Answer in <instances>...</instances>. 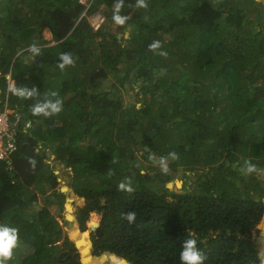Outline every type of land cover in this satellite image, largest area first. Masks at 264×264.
<instances>
[{
    "label": "trees",
    "instance_id": "obj_1",
    "mask_svg": "<svg viewBox=\"0 0 264 264\" xmlns=\"http://www.w3.org/2000/svg\"><path fill=\"white\" fill-rule=\"evenodd\" d=\"M116 3L0 0L1 102L7 94L8 113L31 121L0 161V225L17 228L27 248L20 258L14 248L6 264H181L193 236L204 264H264V242L256 244L264 193L239 185L244 160L264 169V3L146 0L140 8L123 0V25L113 19ZM96 12L107 24L93 32L87 17ZM46 28L56 44L43 40ZM128 28L123 47L117 34ZM157 40L162 47L150 51ZM60 53L75 65L62 71ZM10 72L14 87L35 86L39 95H14ZM132 85L138 109L114 91ZM53 91L63 110L34 116L31 106L56 99ZM48 148L71 169V206L46 163ZM171 152L178 159L168 158L164 172L160 158ZM178 172L195 179L193 191L166 188Z\"/></svg>",
    "mask_w": 264,
    "mask_h": 264
},
{
    "label": "clouds",
    "instance_id": "obj_2",
    "mask_svg": "<svg viewBox=\"0 0 264 264\" xmlns=\"http://www.w3.org/2000/svg\"><path fill=\"white\" fill-rule=\"evenodd\" d=\"M81 1L82 0H79V2L82 4ZM136 6L140 8H147L148 4L146 3V0H137ZM122 7H123V0H117V3L115 5L116 14H114L113 19L116 23L120 25L125 24V21L128 19V17H124L118 14ZM97 22H99V18L98 20H95V22H93L92 25L90 24L93 31H98L100 29L101 22L99 24L100 26L97 29L94 28ZM161 47H162L161 42L157 40V41H153L149 45V50L156 52ZM30 51L34 55H40L41 53V49L37 47L35 44H33L30 47ZM159 54L166 56V52H160ZM75 62L76 61L73 58L71 53H60L59 54L58 67L62 71L67 67L74 66ZM6 80L8 84L10 81H12L11 72L6 75ZM8 88H10L9 91H11L14 95H16L17 97L21 99H31L39 95L38 90L35 86L29 89L27 86L9 87L8 85ZM48 95H50L51 97H57V98L56 99L45 98L42 101L37 100V102L31 106V112L34 116L42 115L45 117H49L52 115H58L63 110L64 102H63V99L58 98L59 94L53 91L49 93ZM1 98L2 97L0 96V109H3L7 103L8 96L7 94L5 95V100L3 104L1 102ZM6 113L8 114L10 119H12V117L15 115V114L10 115L8 113L7 105H6ZM24 120L29 121L31 124V121L29 119H24ZM19 127H21V125H19ZM24 131H27V130H24ZM17 134H18V127H17ZM16 141H17V137H16ZM168 158H171L172 160H176L178 159V155L175 152H171L168 154V157L160 158L161 169L164 172L168 171V167H167ZM240 172L244 176H250L252 174L260 175V174H264V169L258 168L255 163H253L251 160L246 159L244 160L243 165L240 167ZM119 188L126 190L129 193L133 191V188L130 185H126L123 182L120 183ZM123 218L127 220L129 224H132L135 222L136 214L135 212H128V213L123 214ZM189 235L192 236L191 233H189ZM197 243L198 241L194 236L192 238H187L184 240L182 247H181L180 254H179V259L181 261V264H204V261L207 259V257L205 253L200 248L197 247ZM201 243H203V241H201ZM17 246H18V229L0 225V264H6L7 261L12 259L13 249L16 248Z\"/></svg>",
    "mask_w": 264,
    "mask_h": 264
},
{
    "label": "rangeland",
    "instance_id": "obj_3",
    "mask_svg": "<svg viewBox=\"0 0 264 264\" xmlns=\"http://www.w3.org/2000/svg\"><path fill=\"white\" fill-rule=\"evenodd\" d=\"M81 2L84 4L86 2V0H82ZM262 2L264 3V0H262ZM100 14H101L100 12L93 13L87 17V20L92 25L93 22H95V20H98V18H99V20L101 22L100 28L105 27V24H107V23H106L103 15L101 14L102 15L101 16ZM93 32H97V31H93ZM124 33H127V37L124 36ZM41 35H42L43 40L50 42L49 45L56 44L54 41L52 42V34H51L49 29H47V28L43 29L41 32ZM117 38L119 39V42L122 43L123 47H126L128 45V40L130 39L129 30H124L122 32H119L117 34ZM19 54L20 53H18L16 55V57H18ZM22 61H26V59L23 58ZM111 81H112L111 79H106L103 82V84L101 85V90L107 91L112 84ZM8 85H9V87H13L14 82L10 81ZM114 91L121 98L123 103H125V105H127V104L135 105V107L137 109L140 107V104L138 103L139 98L136 96V93L138 91V89L136 88V85L125 87V91H120V90H114ZM47 154L49 155V158L46 160V163L50 166V168H52L54 174L57 176V181L60 184V186H59L60 190H62V188H66V189L68 188L65 205L71 206L74 202V195L72 192L69 191V187H68L72 184V181H73L71 169L69 167H65L63 164L59 163L58 161H55V157H54V154H52L51 149H49V148L47 149ZM139 154H141V153L139 152ZM151 165H153V164H151ZM257 167L260 168L259 166H257ZM142 172H144V171H142ZM188 173L189 172H187V174H184V172H178L176 174V176L171 181H174L175 179H177V177L181 176L183 179V181H182L183 183H182L181 188H179V189L174 188L172 190V192L181 193L185 185H187L188 192L193 191V189L195 188V185L193 184L195 179L193 177L188 179L186 177V176L190 175ZM241 177H242V179L239 180V183H240L239 185H241V184H252L251 186H253L254 184H256L257 187L261 188V191L264 193V174H260V175L252 174L250 176L241 175ZM250 181H252V182H250ZM236 182H238V181H236ZM38 192H39L38 190L37 191L35 190V193L39 194ZM263 201H264V199H263ZM41 202H39L38 207H36L30 211L32 216L33 215L35 216L37 214L38 210L41 208V206H42ZM54 215H55V217H57V213H54ZM263 223H264V218L262 219L261 223L259 224V226H257L256 229L259 232L258 236L264 242V236L262 235L264 229L261 226V224H263ZM250 240L254 242L253 236H252V238H250ZM262 246L263 245H261V248H262ZM16 248H17V254H18L19 258L27 250V248L20 243L18 244V246ZM261 251L262 252L260 254L261 255L260 257H261L262 262L264 263V248H262Z\"/></svg>",
    "mask_w": 264,
    "mask_h": 264
},
{
    "label": "built area",
    "instance_id": "obj_4",
    "mask_svg": "<svg viewBox=\"0 0 264 264\" xmlns=\"http://www.w3.org/2000/svg\"><path fill=\"white\" fill-rule=\"evenodd\" d=\"M100 20L94 26L97 29L100 25ZM21 125L23 130L31 128L29 121L15 114L12 119L6 113V105L0 109V161L6 160L14 151L17 137V127ZM9 162V159L6 161Z\"/></svg>",
    "mask_w": 264,
    "mask_h": 264
},
{
    "label": "water",
    "instance_id": "obj_5",
    "mask_svg": "<svg viewBox=\"0 0 264 264\" xmlns=\"http://www.w3.org/2000/svg\"><path fill=\"white\" fill-rule=\"evenodd\" d=\"M129 30V32L131 31V29H128ZM144 150L145 151H147L148 149L147 148H144ZM183 181V179H182V177L181 176H179V177H177V179H175L174 181H169L167 184H166V188L169 190V191H172L173 189H174V187H176V182L177 181ZM181 188V187H180ZM63 189H65V191H63ZM179 189V188H178ZM62 192H66L67 191V189L66 188H62V190H61ZM262 235L264 236V231H263V233H262ZM262 241V239L260 238L257 242H256V244L258 243V242H261ZM261 244V243H260Z\"/></svg>",
    "mask_w": 264,
    "mask_h": 264
},
{
    "label": "bare ground",
    "instance_id": "obj_6",
    "mask_svg": "<svg viewBox=\"0 0 264 264\" xmlns=\"http://www.w3.org/2000/svg\"><path fill=\"white\" fill-rule=\"evenodd\" d=\"M64 190V189H63ZM65 191V190H64ZM264 218V217H263ZM262 252V251H261Z\"/></svg>",
    "mask_w": 264,
    "mask_h": 264
}]
</instances>
